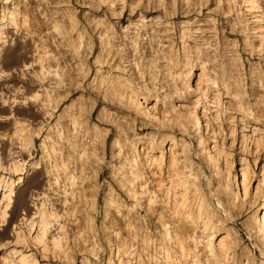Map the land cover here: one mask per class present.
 Here are the masks:
<instances>
[{
	"label": "rangeland",
	"instance_id": "1",
	"mask_svg": "<svg viewBox=\"0 0 264 264\" xmlns=\"http://www.w3.org/2000/svg\"><path fill=\"white\" fill-rule=\"evenodd\" d=\"M0 264H264V0H0Z\"/></svg>",
	"mask_w": 264,
	"mask_h": 264
}]
</instances>
